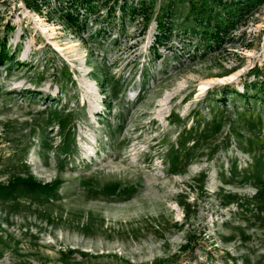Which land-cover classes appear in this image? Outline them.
Masks as SVG:
<instances>
[{
    "label": "rangeland",
    "instance_id": "374dc122",
    "mask_svg": "<svg viewBox=\"0 0 264 264\" xmlns=\"http://www.w3.org/2000/svg\"><path fill=\"white\" fill-rule=\"evenodd\" d=\"M71 1L0 0V264H264V5Z\"/></svg>",
    "mask_w": 264,
    "mask_h": 264
},
{
    "label": "trees",
    "instance_id": "16d2710c",
    "mask_svg": "<svg viewBox=\"0 0 264 264\" xmlns=\"http://www.w3.org/2000/svg\"><path fill=\"white\" fill-rule=\"evenodd\" d=\"M28 3L30 0H26ZM93 1L94 0H72L71 3L69 4V7L73 8V12L76 13V16L74 14H71L70 12H66L65 13V18L72 21V23H74L76 25V28H80L82 27V23L80 22V11H86V12H83L85 15V13H91V14H95V9L93 7ZM125 1V4H127V0H124ZM210 1H213V0H210ZM216 1V3H218L219 5L221 6H224L225 4H223L222 0H214ZM40 3L43 4L42 7L47 4L46 1H42L39 2L37 1L36 5L34 7H32L35 11L37 12H41L42 11V7L40 8ZM32 5V4H31ZM264 5V0H238V1H233L230 5H229V8L231 9V13H235L236 11V15L233 13V18H241L243 17L244 15H249L250 13H252L253 11H255L256 9L262 7ZM144 4L142 5V10H138L137 8L133 7L131 9V14L133 17H136V16H142L143 19L145 20H149L148 16L146 15V13H144ZM121 9L123 10V12L126 14L127 12V8L126 6H121ZM72 12V13H73ZM161 30L163 28V25H159ZM223 29H218L217 32V38H220L219 37V33L222 32ZM101 32H99L98 35H95V37H99ZM162 42H161V37H158L156 38V44L160 45ZM6 44L5 42H1L0 41V64L2 63L3 60H10L9 59V56L7 55V51L5 50L6 49Z\"/></svg>",
    "mask_w": 264,
    "mask_h": 264
},
{
    "label": "bare ground",
    "instance_id": "6f19581e",
    "mask_svg": "<svg viewBox=\"0 0 264 264\" xmlns=\"http://www.w3.org/2000/svg\"><path fill=\"white\" fill-rule=\"evenodd\" d=\"M217 80H219L220 82H222V83H224V82H226V81H229V80H232V78H218ZM209 89V87L208 86H206V84L205 83H202L201 85H200V87H199V94H198V96L199 97H201V96H203L204 94H206V92H207V90ZM56 94V93H55ZM54 95V94H53Z\"/></svg>",
    "mask_w": 264,
    "mask_h": 264
}]
</instances>
